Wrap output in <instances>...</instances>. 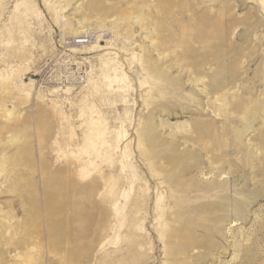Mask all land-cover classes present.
<instances>
[{
    "label": "rangeland",
    "instance_id": "1",
    "mask_svg": "<svg viewBox=\"0 0 264 264\" xmlns=\"http://www.w3.org/2000/svg\"><path fill=\"white\" fill-rule=\"evenodd\" d=\"M0 264H264V0H0Z\"/></svg>",
    "mask_w": 264,
    "mask_h": 264
},
{
    "label": "bare ground",
    "instance_id": "2",
    "mask_svg": "<svg viewBox=\"0 0 264 264\" xmlns=\"http://www.w3.org/2000/svg\"><path fill=\"white\" fill-rule=\"evenodd\" d=\"M83 30V29H82ZM86 35H88V36H86ZM92 39V34L91 33H86V34H84V35H81L80 36V38L77 40V41H81V42H83V44H78V45H86V44H88L89 42H90V40ZM86 40V41H85ZM104 134V132L102 131V130H99V131H94V137L95 138H99V136L101 137L102 135ZM100 139H103V138H100ZM89 140H90V144L88 145V147H93V151H95V152H98L99 153V149L97 148V144L98 143H100V141L101 140H99V139H91V138H89ZM103 141V140H102ZM104 143H105V141H103V144L102 145H100L99 147H102V148H104L105 147V145H104ZM92 155V153H91V151H90V153H89V160L88 161H84V162H82L81 161V159L80 158H78L77 159V161L75 162V163H77V164H79L82 168H84V170H85V168H87V167H85L87 164L88 165H90V164H93V157L91 156ZM86 164V165H85ZM88 174L89 175V173H90V171L89 170H85V172L82 174L83 176H84V174ZM49 191V190H48ZM47 191V192H48ZM112 196H113V200L114 199H116V196L115 195H113L112 194ZM57 197V196H56ZM58 211H59V213H61L62 212V207H61V205L59 204V206H58Z\"/></svg>",
    "mask_w": 264,
    "mask_h": 264
},
{
    "label": "built area",
    "instance_id": "3",
    "mask_svg": "<svg viewBox=\"0 0 264 264\" xmlns=\"http://www.w3.org/2000/svg\"><path fill=\"white\" fill-rule=\"evenodd\" d=\"M86 36H88V35H86ZM88 37H89V36H88ZM85 41H86V40H85ZM77 43H78V44H83V42H81V41H80V42H79V41H77Z\"/></svg>",
    "mask_w": 264,
    "mask_h": 264
}]
</instances>
